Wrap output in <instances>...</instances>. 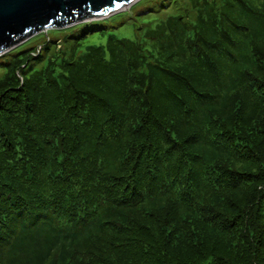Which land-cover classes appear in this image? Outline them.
<instances>
[{"label": "trees", "instance_id": "trees-1", "mask_svg": "<svg viewBox=\"0 0 264 264\" xmlns=\"http://www.w3.org/2000/svg\"><path fill=\"white\" fill-rule=\"evenodd\" d=\"M162 7L0 55V264H264V0Z\"/></svg>", "mask_w": 264, "mask_h": 264}, {"label": "rangeland", "instance_id": "rangeland-1", "mask_svg": "<svg viewBox=\"0 0 264 264\" xmlns=\"http://www.w3.org/2000/svg\"><path fill=\"white\" fill-rule=\"evenodd\" d=\"M187 1L137 0L127 9L103 18L81 21L70 26L49 28L46 31L38 32L14 47L12 53L18 52V56L22 57L26 53L24 51L39 49V46L44 45L47 40H49L48 49L46 51L42 49V53L46 55L69 52L73 44H75L76 54H78L84 51L89 44H105L110 34L118 38L127 37L134 40L144 29L141 27H146L147 21L152 19V8L155 3L163 2L162 9L155 13L159 16H165L167 12L185 13L184 8ZM9 57H11L10 53L0 57V72L4 70L3 63Z\"/></svg>", "mask_w": 264, "mask_h": 264}, {"label": "water", "instance_id": "water-1", "mask_svg": "<svg viewBox=\"0 0 264 264\" xmlns=\"http://www.w3.org/2000/svg\"><path fill=\"white\" fill-rule=\"evenodd\" d=\"M137 0H0V54L32 35L109 16Z\"/></svg>", "mask_w": 264, "mask_h": 264}]
</instances>
